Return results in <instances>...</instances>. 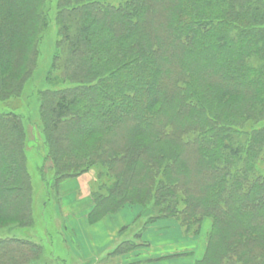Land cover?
I'll use <instances>...</instances> for the list:
<instances>
[{"label": "trees", "instance_id": "trees-1", "mask_svg": "<svg viewBox=\"0 0 264 264\" xmlns=\"http://www.w3.org/2000/svg\"><path fill=\"white\" fill-rule=\"evenodd\" d=\"M51 21L67 83L39 93L53 177L101 167L93 215L137 202L194 235L210 218L196 264H264V0H0V98L21 95ZM28 130L0 112V222L16 225L0 264L41 251Z\"/></svg>", "mask_w": 264, "mask_h": 264}, {"label": "rangeland", "instance_id": "rangeland-1", "mask_svg": "<svg viewBox=\"0 0 264 264\" xmlns=\"http://www.w3.org/2000/svg\"><path fill=\"white\" fill-rule=\"evenodd\" d=\"M124 1L110 0L114 5ZM59 39L58 26L51 21L43 31L41 41L37 45V55L21 95L9 99L0 98V112L14 111L21 114L29 128L26 159L34 189V222L30 239L41 248V251L38 254H32L27 250L26 255L29 261L26 263L196 264L203 256L190 262L168 261L180 254L173 251L169 254H175L169 256L165 252L171 251L169 247L182 248L176 246L181 244L182 239L185 240L183 247L189 241L193 248L202 249L205 254L212 224L210 218H204L199 233L194 235L192 232L191 234L184 233L177 218L166 217L151 220L150 208L137 202H127L105 215L95 216L92 213L95 206L93 191L101 182L107 181L101 167L94 166L80 176L61 180L58 176L53 177L54 160L46 157V145L40 130L43 126L39 110V93L47 88L59 89L67 86V83L59 79L60 71L54 68ZM87 124L88 121H82V126ZM50 146L55 149L58 144L51 143ZM40 169L44 170L43 173ZM61 171L59 170L60 174ZM101 173L103 175L100 176ZM42 177L49 179L50 195L45 193L46 185ZM160 221L161 223L171 221L172 224L169 225H175L176 231L172 228H165L163 224H158L160 228L155 230L156 223ZM151 224H155L150 231L152 236L163 238L156 249H151V244L148 245L141 240L142 233L149 230ZM14 228L16 225L0 222V233ZM107 238H116V241L111 247L105 246L101 249V245ZM147 246L150 250L145 249ZM137 247L138 249H135ZM90 256L93 257L90 258Z\"/></svg>", "mask_w": 264, "mask_h": 264}, {"label": "crops", "instance_id": "crops-1", "mask_svg": "<svg viewBox=\"0 0 264 264\" xmlns=\"http://www.w3.org/2000/svg\"><path fill=\"white\" fill-rule=\"evenodd\" d=\"M91 207V206H90ZM93 207V206H92ZM163 223H161V221L160 222H157L156 223V225L155 224H151V225H149L150 226V229L148 230L147 229V231L144 233H142V236H141V240L142 241H144V242H146L148 245H150L151 244V249H156L157 248V246L163 241V238H162V236L161 237H158V236H156L155 238L152 236V234H151V229L152 228H154L153 226L155 225V230L157 229V228H160V227H158L159 225L158 224H163L164 225V227L165 228H172V230H175L176 231V227H175V225H169V224H172V222L170 223V222H168V221H162ZM176 228V229H175ZM158 230V229H157ZM173 234H174V232H173ZM136 235V234H135ZM168 237V236H167ZM111 238V237H110ZM110 238H107L106 240H105V243L103 244V245H101V249H103L105 246H108V247H111L113 244H114V241H116V238L115 239H110ZM140 238V237H139ZM135 240H137L136 238H135ZM180 242V241H179ZM185 242V240H182L181 239V244H179V245H176V246H179V247H182V248H180V249H175V247H169L170 248V250L171 251H169L168 250V252H165V254H168L169 256H171V255H173V254H175L176 252L177 253H179L180 255L179 256H177L176 258H173V259H169L168 261H188V262H190V261H195V260H197V259H199L200 257H202L203 256V254H204V252L202 251V249H197V248H193V246L191 245V243L189 242V241H187L185 244H184V247H183V243ZM135 249H138V247L137 248H135ZM145 249H149L148 248V246H147V248H145ZM150 250V249H149ZM173 251H175V253H172V254H169V253H171V252H173ZM162 255V254H161ZM158 256H160V255H158ZM158 256H156V257H158ZM167 256V255H166ZM91 257H93V256H90V258ZM136 258V257H135ZM136 260H141V259H136ZM135 261V260H134ZM152 261V260H151Z\"/></svg>", "mask_w": 264, "mask_h": 264}]
</instances>
